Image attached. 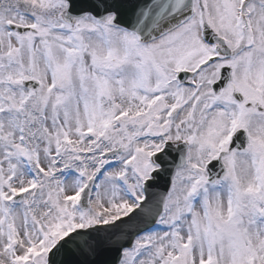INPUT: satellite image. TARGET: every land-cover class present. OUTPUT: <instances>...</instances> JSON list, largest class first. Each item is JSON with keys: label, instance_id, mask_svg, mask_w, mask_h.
Returning <instances> with one entry per match:
<instances>
[{"label": "snow or ice", "instance_id": "6c2138e0", "mask_svg": "<svg viewBox=\"0 0 264 264\" xmlns=\"http://www.w3.org/2000/svg\"><path fill=\"white\" fill-rule=\"evenodd\" d=\"M0 264H264V0H0Z\"/></svg>", "mask_w": 264, "mask_h": 264}]
</instances>
